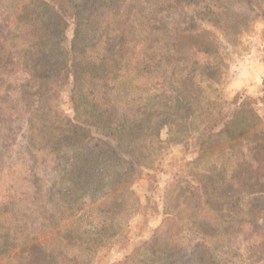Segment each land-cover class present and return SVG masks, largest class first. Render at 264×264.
Masks as SVG:
<instances>
[{
  "label": "trees",
  "instance_id": "obj_1",
  "mask_svg": "<svg viewBox=\"0 0 264 264\" xmlns=\"http://www.w3.org/2000/svg\"><path fill=\"white\" fill-rule=\"evenodd\" d=\"M234 1L247 4L248 10L256 12L255 19L258 13L264 19V5L258 0H25L15 16L8 17L1 12L5 15L0 20V76H4L0 83L10 81L13 73L26 74L21 85L7 87L8 101L1 103L16 110L21 107L20 103L10 100L15 98L13 93L21 92L17 97L21 96L25 109H30L27 147L39 150L45 157L49 156L50 162L54 161L52 192L48 193L47 189L44 196L59 194V220H64L63 214L78 210L82 200H86L85 204L89 203L87 215L102 208L110 222L109 227L102 226L100 232L66 230L64 239L74 240L92 254L83 264H97L93 253L100 244L97 251L107 247L106 242H102V233L109 232L107 239L119 235L121 229L111 223L125 219L124 213L132 214L139 208L132 184L138 169H150L160 160L158 149L165 145L159 139L162 128H166L169 135H176L175 142L200 126L208 133L205 139L214 134L212 129L218 116L223 114L225 103L222 52L209 46L188 43V49H183L179 45L186 35L201 37L204 32L206 38L210 37L216 44L220 43L218 37L229 39L234 35L235 24L231 15L228 16ZM134 9L143 15L149 31L161 33L170 48V57L160 51L143 53L129 49L134 41L126 39L121 27ZM70 22L73 37L65 46V30ZM36 28L42 31L37 33ZM97 43H102L101 49L95 47ZM5 49L9 52L4 54ZM146 60L148 63L144 65ZM66 83L71 84V117L60 115L58 111L57 98ZM123 87L131 89L118 100L120 107L116 114L106 93ZM245 106L241 103L239 108ZM238 117L235 113L229 121H224V127L215 132L216 135L227 136L231 132V128L227 130V123L232 127L231 122ZM35 131L43 133L47 140L34 143L29 134ZM258 133L255 143L220 146V149L238 148L236 152L242 151L244 158L254 159L258 178L255 183L252 180L240 183L242 187L236 194L246 197L248 203L244 205L248 206V212L264 207V160L257 162V151L264 149V143H260L264 142V128L260 125ZM214 144L199 146L196 166L211 165L203 173H191L198 180L186 181V184L182 180L171 181L175 183L165 187L169 197L168 193L180 186L176 195L181 196L180 203L165 212L150 240L142 246V252L149 254L148 257H141L136 264H219L218 250L227 253L229 250V254L233 253L231 257L238 259L243 255L239 254L242 242L264 248V216L261 224L253 229V234L263 231L258 239L227 236V229L221 230L219 226V222L225 220L223 215L209 221L205 212L208 208L231 213L236 210L237 199L231 196L235 201L224 207L212 194L228 171L223 157H215L219 162L201 164ZM6 146L10 144L0 143V191L8 196H20L27 184L18 187L17 183L23 181L18 170L5 169L2 159ZM5 170L10 171V177L5 175ZM182 206L180 219L175 210ZM248 217L249 221L244 224L254 226L256 220L251 215ZM235 222L231 217L226 224L231 227ZM170 225L177 229L196 227L202 231L196 233L195 241L186 240L187 235H182L173 243V250L164 248L158 253L159 257L153 256L157 240ZM2 226L0 222V228ZM132 254L124 258L127 264H132L128 260ZM244 254L249 260L254 257L251 249Z\"/></svg>",
  "mask_w": 264,
  "mask_h": 264
},
{
  "label": "rangeland",
  "instance_id": "obj_2",
  "mask_svg": "<svg viewBox=\"0 0 264 264\" xmlns=\"http://www.w3.org/2000/svg\"><path fill=\"white\" fill-rule=\"evenodd\" d=\"M3 1L0 0V20L6 13L8 17L15 16L25 0H8L5 4ZM167 1L170 2V0ZM258 3L264 5V0H258ZM135 9H139V7ZM135 9L130 12L128 21L121 27L126 39L134 41V46L129 49L143 53H148L146 50L160 51L170 57V48L161 33L149 31L142 18L143 15H139ZM2 11L5 14H1ZM255 15L256 12L247 9V4L234 1L229 7L228 16L233 19L232 23L235 24V29L234 35L231 34L229 39L218 37L220 43L216 44L211 41L210 37L206 38L207 35L204 32L201 37L191 36L189 38L187 35L183 37L181 45H179L183 49H188L187 45L190 43L200 47L209 46L212 50L219 48L222 52L220 56H222L224 64V88L222 90L225 101L224 116L223 114L218 116L212 129L214 134L208 139H205L208 133L203 131L202 126L177 142H175L176 135L166 133V128L161 129L159 139L163 140L165 145H160L158 149V153L161 155L160 160L150 169H138L136 179L132 184L140 206L132 214L124 213L125 219H115L116 222L111 223L114 224V227L121 229L119 235L107 239L105 237L109 232L102 233V242L105 241L107 247L97 251L100 244L95 254L93 253L97 264H127L124 258L137 248H139L138 252L131 255V258L128 259L129 262L136 264L141 257H148L149 254L146 255L145 252H142V246L150 240L165 212L168 209L172 210L175 205H179L181 200V196L178 198L176 196L180 186L173 192L170 191L169 197L166 195L168 189L165 187L170 183H175L171 181L182 180L183 184H186V181L195 182L198 178L192 176L191 173H203L205 168L211 165L207 163L205 168H201L203 165L196 166L195 159L200 153L201 143H215L210 147L209 155L201 161V164L210 161L219 162L215 161V157H223L226 162L225 166L228 168L224 181L221 182V185L218 184L212 192L219 199V205L226 207L235 201L236 198L231 199V196L237 197L236 194L242 187L240 183L243 181L252 180L255 183L258 171L254 159L244 158L242 151L236 152L238 148L220 149V146L228 145V143H255L259 136V125L264 128V19L262 20L260 13L257 16L258 19L254 18ZM41 31L36 28L37 33ZM64 37L63 45L67 46L73 37L71 22L68 23ZM95 47L101 49L102 43H97ZM8 52L7 49L3 51L4 54ZM7 56L9 58V55ZM147 63L148 60L143 64ZM25 75V73H13L10 81L7 79L0 83V103L8 101L7 87L21 85ZM2 79L4 80V76H0V80ZM70 89L71 84L66 83L57 98L60 115L69 117L73 115L72 102L69 98ZM130 89L123 87L106 93V97L111 98L112 109L116 114H119L120 103L118 100H121ZM20 93H13L15 98L9 99L13 103H20L21 107L16 110H11L6 108L5 104H0V143L10 144L5 147L3 164L7 170L8 168L11 169L10 171L18 170L20 178L24 181L18 182V187L22 188L24 184H27L24 194L22 192L20 196H8L4 191H0V222H3L4 225L0 228V264H83L85 259L92 254L87 253L74 240L64 239L63 235L66 234V230H74L76 233L83 230L100 232L102 226L103 228L109 227V219L103 213L102 208L95 209L90 215H87L89 203L85 204L86 200H82V205L78 206V210L71 214H63L64 220H59V211L61 210L58 205L59 194L44 196L47 189L48 193L52 192L51 185L55 179L54 161L50 162L49 156L45 157L44 153L39 150L27 147V143H30L27 124L28 110L30 109H25L23 106L25 102L21 96L17 97ZM241 103L246 106L239 108ZM235 113L239 114V117L231 122L232 127L227 123V130L231 128L229 129L231 132L227 136L225 134L216 135L215 132L224 127V123H226L224 121H229ZM30 135L34 143H44L47 140L46 137L43 138V133L40 135L37 131ZM258 159L264 160V149L257 151V162ZM7 170L4 173L10 177V171ZM235 202L236 210L231 213L208 208L205 212L209 221L221 218L217 215H223L222 219L225 220L219 222V226L221 230L222 228L227 229V236H245L247 238L255 236L258 239L263 231L253 234V229L261 224L264 207L248 212V206L244 205L248 203L247 199L242 195H239ZM175 211H177V217L180 218L183 206ZM248 215L256 220L254 226L244 224L249 221ZM104 217L105 219H103ZM231 217L237 222L230 227L226 221ZM118 220L120 221L119 226H117ZM240 221H243L241 225ZM200 231L202 230L196 227L177 229L175 226H168L166 232L157 240L156 253L153 256L159 257L158 253L164 248L173 250V243L179 240L182 235H187L186 240L190 238L195 241L198 237L196 233ZM185 243L188 244V242ZM247 249H251L254 255L251 260L244 254ZM86 254L89 255L86 256ZM239 254L243 255L234 259L231 257L233 253L229 254V250L228 253L218 250L216 259L219 264H264L263 246L250 243L246 245L242 242ZM62 260L65 262L62 263Z\"/></svg>",
  "mask_w": 264,
  "mask_h": 264
}]
</instances>
